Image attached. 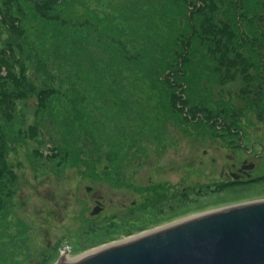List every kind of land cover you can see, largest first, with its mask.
<instances>
[{"label": "rangeland", "instance_id": "374dc122", "mask_svg": "<svg viewBox=\"0 0 264 264\" xmlns=\"http://www.w3.org/2000/svg\"><path fill=\"white\" fill-rule=\"evenodd\" d=\"M191 18L194 53L213 37L227 52L240 28L264 37V0H0V264H54L264 198V184L208 186L218 129L183 115L200 65L187 89L172 79L190 76Z\"/></svg>", "mask_w": 264, "mask_h": 264}, {"label": "flooded vegetation", "instance_id": "af4514ba", "mask_svg": "<svg viewBox=\"0 0 264 264\" xmlns=\"http://www.w3.org/2000/svg\"><path fill=\"white\" fill-rule=\"evenodd\" d=\"M245 33L241 29L238 36L229 37L227 52H223L222 39L213 37L206 39L212 48L194 53L196 40L191 42L190 37L187 42L193 52L187 47L186 55L191 65L190 76L184 82L176 77L178 70L172 72L174 87L185 83L187 89L192 84V66L200 65L198 69L202 70L197 90L186 102L183 115L191 124L212 123L218 129L214 141L221 145L215 151L220 156L215 164L219 180L208 184L209 188L217 184L244 187L264 184V37ZM179 55L174 54L176 59ZM244 117L254 124L253 128L238 126ZM203 154L207 155V151ZM210 161L215 163L216 158L212 156ZM95 203L94 212H100L101 204ZM148 209L152 213L160 210L154 202L144 207L145 211Z\"/></svg>", "mask_w": 264, "mask_h": 264}, {"label": "water", "instance_id": "95a60500", "mask_svg": "<svg viewBox=\"0 0 264 264\" xmlns=\"http://www.w3.org/2000/svg\"><path fill=\"white\" fill-rule=\"evenodd\" d=\"M54 264H264V198L190 214L75 255L62 253Z\"/></svg>", "mask_w": 264, "mask_h": 264}, {"label": "trees", "instance_id": "16d2710c", "mask_svg": "<svg viewBox=\"0 0 264 264\" xmlns=\"http://www.w3.org/2000/svg\"><path fill=\"white\" fill-rule=\"evenodd\" d=\"M190 2V1H189ZM201 3V2H200ZM193 5H194V3H192ZM201 4H195V8L192 10V12H194L195 14L197 13V11H199L200 9V6ZM200 13V12H199ZM192 20H191V22H190V26H191V23L193 24L192 26H194L193 27V29H192V31H194V34H193V38H196V36H198V35H195V31L198 29V25H199V23H200V21L199 20H195V19H193V18H191ZM233 27H235L234 29H238V27L239 26H233ZM240 28V27H239ZM201 29V28H200ZM218 29L220 30V27H218ZM240 30H241V28L239 29V32H240ZM209 31L207 32V31H203V36L204 37H208V35H209ZM235 33V37L236 36H238V34L239 33H236V32H234ZM219 33H216V34H214V35H218ZM251 34V33H250ZM251 35H254L253 33L251 34ZM189 36V35H188ZM191 39V42L194 40V39ZM208 39H210V38H208ZM0 104L2 105L3 104V101H0ZM1 144V146H3L4 147V144L1 142L0 143ZM0 150H1V148H0ZM2 151V150H1Z\"/></svg>", "mask_w": 264, "mask_h": 264}]
</instances>
